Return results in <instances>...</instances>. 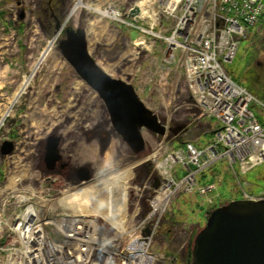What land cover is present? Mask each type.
<instances>
[{
	"label": "rangeland",
	"instance_id": "1",
	"mask_svg": "<svg viewBox=\"0 0 264 264\" xmlns=\"http://www.w3.org/2000/svg\"><path fill=\"white\" fill-rule=\"evenodd\" d=\"M75 1L0 0V144L4 140L14 143L11 154L0 153V191L4 187H21L31 188L35 192L48 186L52 189V196L60 197L58 192L66 184L77 180L76 173L79 169L86 168L90 172V181L92 180L93 164L80 162L89 153L93 162L97 159L105 160L106 163L108 158L115 160L114 168L110 163L107 164L108 168H112L106 171L107 174L129 163L140 162L135 166L131 187L134 190L128 196L129 205L132 204L130 214L133 215L138 209L135 222L131 224L134 223L133 227H142L134 228L131 234L140 236L144 228L151 230L152 218L149 226H144V213L152 211L153 189L159 187L158 181L162 180V171L154 167V162L151 159L145 161L160 138L144 131L145 150L135 158L125 145L112 136L108 115L101 100L77 78L56 49L60 36L55 39L53 50L34 72L23 94L15 103L10 101L23 76L30 75L31 65L39 53L54 38L57 20L61 25L64 23V26L83 28L88 53L97 65L109 76L130 84L143 103L165 121L168 110L178 107L180 100L171 98L173 82L184 89L183 79L179 70H174L173 66L165 62L163 39L155 40L151 36L160 34L166 37L169 33L168 24L165 25V21L159 18L156 24L150 25L152 20L144 18L139 24L150 35L143 38L144 35L137 30L99 18L89 10H77L74 16L68 17ZM83 1L95 3L97 0ZM100 1L103 6L112 5L117 8L122 15L128 14L137 0ZM146 5L148 4H144V8L147 10L152 4ZM91 27H94L92 32L96 34L95 37L93 35L95 43H91L87 37ZM139 38L144 40L143 45L139 44ZM138 50L140 54L136 57ZM171 68L173 70L170 71ZM225 68L231 77L237 78L238 83L264 104V21L252 27L246 38L239 42L233 61ZM138 89L141 91L138 92ZM182 97L187 98L185 91ZM252 110L264 122L261 107L253 104ZM191 116L183 110H177L170 117V123L186 126L184 134L178 136L176 142L188 141L197 146V143H203L207 135L214 131L215 123L213 119ZM181 129L178 131L181 132ZM51 133L60 138V164L65 166L60 168L56 164L48 171L44 166L42 153L44 140ZM138 165L142 167L138 168ZM243 177L248 184L245 186L247 192L253 195L264 194V165L255 166ZM198 182L203 186L214 183L216 189L213 192L205 191L204 194H197L193 189L194 191L180 194L169 201L158 197L159 204L153 212L159 215L158 223L152 233L146 236L150 239L145 249L151 256L155 255L153 264H167V259L171 257L175 258L177 264H183L194 236L204 226L208 212L233 198L240 199L234 179L222 161L202 171ZM31 197L34 203L38 201L37 197ZM56 209L62 214L60 208ZM65 213L67 212H63ZM83 216L91 218L89 214L83 213ZM97 219L106 223L101 217ZM52 227L51 224V230H55ZM104 235H114L115 238L108 223ZM11 240L12 236L4 233L0 238V248L4 249ZM118 241L113 244L115 247L111 252L123 255L125 249L121 245L127 242V237L126 241Z\"/></svg>",
	"mask_w": 264,
	"mask_h": 264
},
{
	"label": "built area",
	"instance_id": "2",
	"mask_svg": "<svg viewBox=\"0 0 264 264\" xmlns=\"http://www.w3.org/2000/svg\"><path fill=\"white\" fill-rule=\"evenodd\" d=\"M150 4L149 12L153 15L152 18L147 17L152 20L150 25L162 18L169 26L166 37L160 34L151 36L155 40L163 39L165 62L174 70H179L184 89L173 82L171 98L180 100L179 105L168 110L164 124L166 132L145 160L151 159L154 167L162 171V180L158 181L160 186L153 189L152 211L144 213L145 219L157 210L159 196L160 200L169 201L193 189L197 194L213 190L214 183L202 186L198 178L202 171L219 161L226 165L242 198L261 197L245 190L247 184L243 176L255 166L264 165V122L252 110V105L258 104L264 114V104L235 82L225 66L234 59L239 42L246 37L249 29L264 20V0H151ZM118 11L117 8L111 9L105 19L137 30L144 35L143 38L150 35L139 24L143 21L139 15L128 18L127 13L121 15ZM140 43L144 44L142 38H139ZM135 54L138 57L139 50ZM183 91L186 92V99L182 97ZM177 110H183L191 117L214 120V131L202 147L188 141L182 146H174L177 137L184 134L179 132L172 135L167 129L171 125L170 117ZM66 185L61 191L70 186L77 188L72 183ZM33 192L31 188L21 187H4L0 191V238L4 233L12 236L10 243L4 249L0 248V264H56L52 256L48 258L45 249L47 239L61 249L66 248L62 242L72 232L61 225L63 220L78 217V214L61 209L62 214L57 210H47L58 198L51 195L52 189L48 186L37 189L34 192L36 195ZM32 195L37 197V202H33ZM29 208L39 209L29 212ZM137 210L133 213L135 219ZM82 217L87 219L79 216ZM51 224L55 230H51ZM148 224L143 223L144 226ZM142 231L140 236L144 239L151 232L147 227ZM84 249L73 251L77 256H82ZM142 255L136 264L154 263L155 259L150 253L145 251ZM113 256L117 264L126 263L127 255L120 258V254L113 253Z\"/></svg>",
	"mask_w": 264,
	"mask_h": 264
},
{
	"label": "water",
	"instance_id": "3",
	"mask_svg": "<svg viewBox=\"0 0 264 264\" xmlns=\"http://www.w3.org/2000/svg\"><path fill=\"white\" fill-rule=\"evenodd\" d=\"M138 13L134 5L127 16ZM53 33L55 39L60 36L56 49L62 59L101 100L112 136L135 158L145 150L144 131L158 139L164 135L165 119L147 107L130 84L109 76L89 55L83 28L64 26L55 20ZM182 127L177 125L169 131L176 133ZM59 143L60 138L55 133L44 140L42 160L48 171L61 160ZM13 150L12 141L4 140L0 144L1 155H9ZM76 177V184H84L89 182L90 172L81 168ZM167 264L177 263L171 257ZM183 264H264V198L236 199L211 210L204 226L194 236Z\"/></svg>",
	"mask_w": 264,
	"mask_h": 264
},
{
	"label": "bare ground",
	"instance_id": "4",
	"mask_svg": "<svg viewBox=\"0 0 264 264\" xmlns=\"http://www.w3.org/2000/svg\"><path fill=\"white\" fill-rule=\"evenodd\" d=\"M150 1L151 0H137L134 3L139 9L140 18L153 17L152 13L149 14L151 12L150 8L147 7V10H150V12L144 8V4L149 5ZM101 5L100 0H97L95 3H84L83 0H76L68 17L74 16L77 10L81 11L85 9L96 13L99 18H105V16L108 15V11L113 9V6L102 5L101 8ZM91 23H94V21ZM92 30H94V27L90 28L87 37L90 38L91 43H95L96 40L94 37L96 34H93ZM107 39L109 40V38ZM54 41L55 38L48 41L44 49L39 53L38 57L31 65L30 75L28 77L23 76L20 85L12 95L10 100L11 103H15L23 94L34 72L53 50ZM106 70L108 71V69ZM79 84L76 85L79 86ZM8 111L9 108L7 112ZM139 163L140 162H135V164L129 163V165H125L120 169L118 168L119 170L113 173L112 171L110 174L106 172L107 175L105 172L97 173L90 182L85 183L81 187L74 188L70 186L61 193L60 197L56 198L51 204V207L46 208L49 211H55L57 210L56 208H60L61 210H68L78 214V217L63 220V224L61 225L62 228L66 227L69 232H72V234H66L68 236L64 237V242H62V244H65V249H61L60 246L51 243L48 239L46 240L45 249H47L48 258L52 256L56 264H117L111 252V248L113 244L116 243V240H119L118 242L121 240L126 241L127 237V242H125L124 245L120 244L123 246L122 249H125L122 253L123 255L120 254V258H125V255H127L126 263L124 264H136L138 260L142 259L141 256L145 253L150 238L144 239L141 236L135 237L136 234L134 233L131 234V231L134 229V223H131L135 222V215L130 214L132 213L130 212L132 204L129 205L128 201V196L131 195L130 191L134 190L131 187L135 176V166ZM110 166L113 167L112 165ZM111 167L109 168L112 169ZM38 209L39 208H29L28 210L29 212H37ZM83 213L89 214L91 218H79ZM98 217H101L106 223L98 221ZM151 218L153 224L151 225L150 234L158 223L159 215L156 213L152 216L149 215L145 223L149 222ZM107 223L111 226L115 238L114 235L113 237L103 235ZM82 247L85 248L83 250L84 255L77 256L73 250L77 248L82 250ZM101 250H103V252ZM154 257L155 255L153 258Z\"/></svg>",
	"mask_w": 264,
	"mask_h": 264
},
{
	"label": "clouds",
	"instance_id": "5",
	"mask_svg": "<svg viewBox=\"0 0 264 264\" xmlns=\"http://www.w3.org/2000/svg\"><path fill=\"white\" fill-rule=\"evenodd\" d=\"M89 157H90V153H89V155L83 157L80 162L81 163H85V162L92 163L94 175H96L97 173H104L106 171H110L111 169H109L107 167V164H109V163L113 166V168L115 166V160L114 159L108 158L107 163L105 160H101V159H97L93 162L90 160Z\"/></svg>",
	"mask_w": 264,
	"mask_h": 264
},
{
	"label": "flooded vegetation",
	"instance_id": "6",
	"mask_svg": "<svg viewBox=\"0 0 264 264\" xmlns=\"http://www.w3.org/2000/svg\"><path fill=\"white\" fill-rule=\"evenodd\" d=\"M48 3H49V2H48ZM60 161H61V160H60ZM57 165H59L60 168H63V167L65 166V164H63V163L60 164V162H59V164H57ZM54 167H55V166H54Z\"/></svg>",
	"mask_w": 264,
	"mask_h": 264
},
{
	"label": "crops",
	"instance_id": "7",
	"mask_svg": "<svg viewBox=\"0 0 264 264\" xmlns=\"http://www.w3.org/2000/svg\"><path fill=\"white\" fill-rule=\"evenodd\" d=\"M205 142H206V140L203 141V143H205ZM203 143H200V144L197 143L196 145H197L198 147H201V146L203 145Z\"/></svg>",
	"mask_w": 264,
	"mask_h": 264
},
{
	"label": "trees",
	"instance_id": "8",
	"mask_svg": "<svg viewBox=\"0 0 264 264\" xmlns=\"http://www.w3.org/2000/svg\"><path fill=\"white\" fill-rule=\"evenodd\" d=\"M233 79L235 80V81H237L238 79L237 78H235V77H233Z\"/></svg>",
	"mask_w": 264,
	"mask_h": 264
}]
</instances>
